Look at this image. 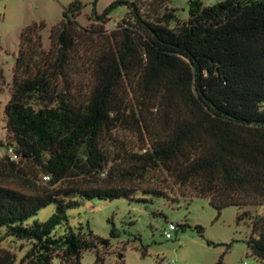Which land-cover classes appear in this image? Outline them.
I'll list each match as a JSON object with an SVG mask.
<instances>
[{
  "label": "trees",
  "instance_id": "trees-1",
  "mask_svg": "<svg viewBox=\"0 0 264 264\" xmlns=\"http://www.w3.org/2000/svg\"><path fill=\"white\" fill-rule=\"evenodd\" d=\"M168 2L115 0L91 19L128 12L106 36L89 31L101 39L94 45L78 31L77 1L49 28L47 51L42 22L20 30L0 143L15 156L0 155V178L23 190L0 184V229L27 246L18 264H79L108 240L66 227V210L78 199L146 201L137 195L203 198L217 214L235 207V221L250 226L249 253L264 264V0H189L184 21ZM79 67L89 77L83 96ZM128 118L140 126L137 151L110 153L106 136ZM49 204L46 220L25 223Z\"/></svg>",
  "mask_w": 264,
  "mask_h": 264
},
{
  "label": "rangeland",
  "instance_id": "rangeland-1",
  "mask_svg": "<svg viewBox=\"0 0 264 264\" xmlns=\"http://www.w3.org/2000/svg\"><path fill=\"white\" fill-rule=\"evenodd\" d=\"M73 1L82 5L79 16L75 18L78 31L91 37L92 45L98 44L101 39L89 34V31H102V36H106L128 12L125 6H117L108 14V21L101 24L94 22L91 15L100 14L115 0H0V143H5L3 107L9 98L20 30L42 22L45 27L40 33L41 48L47 51L49 28L60 21L62 10ZM188 1L168 2V7L175 10L179 21L187 18ZM200 1L203 6H210L221 0ZM87 73V70L79 67V73L74 76L80 96L88 90ZM139 129V124L137 127L133 119L128 118L125 124L118 125L106 136V140L114 139V142L106 144L107 149L110 153L114 147L137 151L140 145ZM140 134L143 139L142 130ZM0 184L23 191L5 178H0ZM171 191L172 196L177 194L175 188ZM137 197L146 201L135 202L123 198L111 201L78 199L77 207L66 210V227L73 231L81 227L83 232L87 225L94 236L108 240L106 246H97L95 250L83 252L79 264H216L218 261L220 264H262L249 253L245 245L250 226L246 221H235V207L224 208L217 214L203 198L192 199L188 204L179 199L177 203L171 204L161 198ZM53 211L54 205L49 204L25 223L30 225L33 221L42 222ZM260 211L257 209L256 213ZM168 223L175 226L176 230L171 233L170 239H165L163 230ZM111 226L116 231V237L113 238L109 236ZM195 227H199L201 232L198 233ZM63 228L65 226L55 231L61 233ZM26 249L24 243L5 238L0 229V255L5 252L14 259L13 264H18ZM95 255L100 261L95 262Z\"/></svg>",
  "mask_w": 264,
  "mask_h": 264
},
{
  "label": "built area",
  "instance_id": "built-area-1",
  "mask_svg": "<svg viewBox=\"0 0 264 264\" xmlns=\"http://www.w3.org/2000/svg\"><path fill=\"white\" fill-rule=\"evenodd\" d=\"M3 153H5L6 155H8L10 157L11 160H15V156L12 154V150L9 148L7 150L2 151ZM42 180L45 182L48 180L47 177H42ZM176 228L175 226H173L172 224L168 223L166 225V227L163 230V237L165 239H170L171 238V233L175 232Z\"/></svg>",
  "mask_w": 264,
  "mask_h": 264
}]
</instances>
